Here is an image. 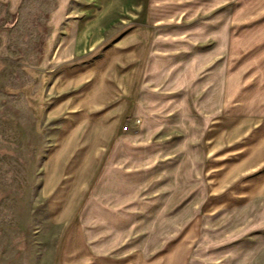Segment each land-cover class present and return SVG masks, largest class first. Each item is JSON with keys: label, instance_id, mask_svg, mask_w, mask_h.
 Here are the masks:
<instances>
[{"label": "rangeland", "instance_id": "rangeland-1", "mask_svg": "<svg viewBox=\"0 0 264 264\" xmlns=\"http://www.w3.org/2000/svg\"><path fill=\"white\" fill-rule=\"evenodd\" d=\"M88 3L19 0L13 9L0 1V264L53 253L58 230L40 194L52 132L28 117L19 91L23 71L71 41ZM145 15L154 29L145 114L126 146L111 148L77 218L100 248L139 237L161 255L198 214L203 124L225 113L264 115V0H149ZM261 214L208 219L188 264H264Z\"/></svg>", "mask_w": 264, "mask_h": 264}, {"label": "crops", "instance_id": "crops-1", "mask_svg": "<svg viewBox=\"0 0 264 264\" xmlns=\"http://www.w3.org/2000/svg\"><path fill=\"white\" fill-rule=\"evenodd\" d=\"M0 1L13 9L19 2ZM87 1L91 8L71 41L22 73L23 108L52 132L40 194L47 224L58 230L52 255H25L23 264H188L189 245L208 219L264 217V115L225 113L203 124L198 214L161 255L144 251L139 237L119 238L114 251L95 245L100 238L88 236L89 225L77 215L111 148H124L145 114L141 95L154 29L145 15L149 0Z\"/></svg>", "mask_w": 264, "mask_h": 264}, {"label": "built area", "instance_id": "built-area-1", "mask_svg": "<svg viewBox=\"0 0 264 264\" xmlns=\"http://www.w3.org/2000/svg\"><path fill=\"white\" fill-rule=\"evenodd\" d=\"M123 131H127V128H126V127H124V128H123Z\"/></svg>", "mask_w": 264, "mask_h": 264}]
</instances>
